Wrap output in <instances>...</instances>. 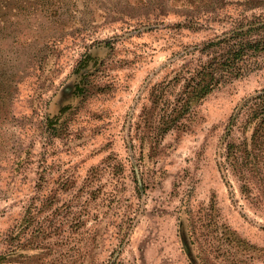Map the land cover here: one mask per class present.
Wrapping results in <instances>:
<instances>
[{"label":"rangeland","instance_id":"obj_1","mask_svg":"<svg viewBox=\"0 0 264 264\" xmlns=\"http://www.w3.org/2000/svg\"><path fill=\"white\" fill-rule=\"evenodd\" d=\"M228 2L0 0V264H264V176L245 191L226 159L264 63L185 130L159 135L151 100Z\"/></svg>","mask_w":264,"mask_h":264},{"label":"trees","instance_id":"obj_2","mask_svg":"<svg viewBox=\"0 0 264 264\" xmlns=\"http://www.w3.org/2000/svg\"><path fill=\"white\" fill-rule=\"evenodd\" d=\"M170 1L176 6L196 11L209 10L220 1L233 2V0ZM237 2L244 6L242 11L235 15L226 13L223 17L229 26L203 44L195 45L193 50L186 54H197L196 59L194 57L191 63L175 68L172 78L154 87L151 100L160 110L159 119L155 122L159 135L174 129L185 130L184 120L193 112L195 106L224 84L243 77L264 63V0ZM256 7L263 10L248 12L249 8ZM187 26L193 29L200 28L194 23ZM171 86H179L172 100L166 97ZM237 126L241 127L246 135L241 140L227 141L226 159L241 180L243 190L247 191L250 189L252 175L254 178L261 177L260 179L264 176V89L256 91L237 107L228 126V133ZM3 258L5 256L0 259Z\"/></svg>","mask_w":264,"mask_h":264}]
</instances>
